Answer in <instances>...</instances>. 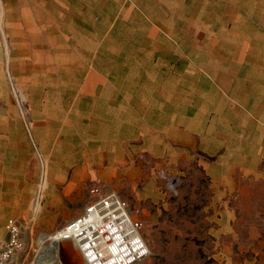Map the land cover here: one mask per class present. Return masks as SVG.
<instances>
[{"label": "crops", "instance_id": "0c3cea01", "mask_svg": "<svg viewBox=\"0 0 264 264\" xmlns=\"http://www.w3.org/2000/svg\"><path fill=\"white\" fill-rule=\"evenodd\" d=\"M6 31L32 65L20 70L41 95L31 107L62 112L32 122L47 164L35 214L79 216L93 170L121 195L140 157L167 172L201 168L213 203L228 205L217 219L236 218L250 190L264 214V0H20ZM0 124L4 155L27 154L23 121ZM9 187L0 238L28 211Z\"/></svg>", "mask_w": 264, "mask_h": 264}, {"label": "rangeland", "instance_id": "374dc122", "mask_svg": "<svg viewBox=\"0 0 264 264\" xmlns=\"http://www.w3.org/2000/svg\"><path fill=\"white\" fill-rule=\"evenodd\" d=\"M1 1L5 23L3 31L0 29V117L12 116L23 121L29 146L27 154H14L21 150L13 148L11 156L4 155L5 149L0 146V184L10 186L6 189L12 194H22L29 201L20 203L19 207H28V211L18 220L24 225L29 250L27 264H32L39 256L35 251H39L40 236H52L71 221L60 219L63 213L54 208L48 215L33 212L47 164L33 138L32 122L41 114L61 117L62 112L59 108L31 107L41 95L29 89L36 86L27 84L29 77L20 70L32 65L19 59L18 31L16 35L6 31L10 22L19 25L20 0ZM36 12L33 7L34 18ZM39 16L42 20V10ZM142 159L139 158L137 168L130 175H125L121 189L122 197L140 211L143 220L150 254L138 264H264V214L257 205L254 190L249 191L245 203L236 204V218L217 219L228 205L213 203L211 180L201 168L191 166L181 173L167 172L163 163L149 164L147 158ZM97 180L100 178L93 170V183L97 186L91 191V199L112 190ZM86 205L84 202L83 207ZM60 258L62 264H84L71 242L61 244Z\"/></svg>", "mask_w": 264, "mask_h": 264}, {"label": "built area", "instance_id": "2783aa9c", "mask_svg": "<svg viewBox=\"0 0 264 264\" xmlns=\"http://www.w3.org/2000/svg\"><path fill=\"white\" fill-rule=\"evenodd\" d=\"M51 241L73 243L84 264H138L149 255L140 211L115 190L92 198L46 243ZM28 251L23 223L10 219L6 237L0 238V264H27Z\"/></svg>", "mask_w": 264, "mask_h": 264}, {"label": "bare ground", "instance_id": "6f19581e", "mask_svg": "<svg viewBox=\"0 0 264 264\" xmlns=\"http://www.w3.org/2000/svg\"><path fill=\"white\" fill-rule=\"evenodd\" d=\"M3 22H4V10L3 4L0 0V29L3 31ZM51 236L42 235L40 236L38 247L40 248V253L38 258L35 260V264H62L59 260L58 253L61 252V246L58 242L51 241V245L45 246L43 243L45 242L46 238L47 241ZM150 254V251H149ZM41 257V258H40Z\"/></svg>", "mask_w": 264, "mask_h": 264}]
</instances>
